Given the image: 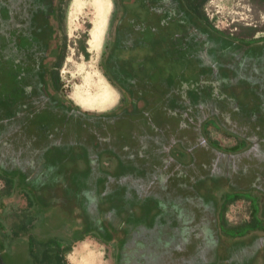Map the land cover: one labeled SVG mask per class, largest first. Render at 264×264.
Instances as JSON below:
<instances>
[{
  "label": "rangeland",
  "instance_id": "1",
  "mask_svg": "<svg viewBox=\"0 0 264 264\" xmlns=\"http://www.w3.org/2000/svg\"><path fill=\"white\" fill-rule=\"evenodd\" d=\"M123 1L125 5H129V7L127 6L128 18L130 17L133 21L140 22H144L141 20H145V24L150 25L152 29H148L146 35H167L170 41L172 40L173 42H177V45H180V42L175 39V31H172V28H164L157 23L159 19L165 18L164 14L161 16L151 14V17L155 19L154 23L146 21L148 12L152 9V6L161 3L162 0ZM41 2L42 0H0V8L5 7L10 12V19L7 21L0 20V53L7 52V55H4V58L2 57L3 62L6 63L5 65L12 66L14 64L11 58L14 59L15 57L10 53L11 51L8 48L12 44V41L17 36L27 33V31L35 27L37 28L40 24L39 19L45 13L40 9ZM203 3L202 11L205 14V18L208 19L216 31L223 32L225 36L243 38L241 32L244 29L254 28L256 30L253 35L254 38H252L253 36L248 39L245 38L246 41L255 40L257 42L253 43L255 44L252 45L254 52L250 54L255 53L256 60L253 62L249 60V62L247 61L244 64L240 63L238 65L237 61H242L245 58L244 52H240L237 49H227L225 59L227 65L233 68L228 76L231 78L232 83L236 82V85H233V87L238 85L239 88L232 89L230 93L224 91L226 94L223 96L222 90L210 89L214 87L212 83H202L197 70L199 67L197 61L194 59L185 61L188 60L183 59L186 57V54L180 49L178 51L175 49L172 52L173 55L169 54V59L153 58V62L159 64L157 71L162 73L164 71L167 72L166 77H170L169 79H171L173 86L176 85L178 88L173 93H169V95L176 97L178 104L181 105L182 110L178 109V111L182 112L185 108L189 110L188 114L193 121L192 126L194 129L191 132V139L187 145L189 146L192 142L195 144L194 148H198L201 145V142L199 143L200 133L197 126L199 123L201 125L206 123V121H210V123L204 125L202 139H204L207 146H214L221 150L229 151L236 147L240 137L260 138L261 141H253L249 145L250 149L248 153L220 155L212 149L200 147V151L195 154L196 158L194 161L187 166L169 163L170 165H163L160 168L161 170L156 171L148 164H144L145 168H141L139 163L140 167L137 169L159 178L163 177L164 172L165 174L171 171L175 172L177 169L183 167L182 169L191 175V185L184 184L185 182H176L177 185L179 184L178 186L170 187L168 185L169 188L167 190L177 202L192 192V187L195 183L201 182L206 178L224 181L226 179L232 180L234 185L244 190L241 191V195L245 200H249L246 197L252 195V191L246 189L255 188L253 192L257 196L252 197L254 203L251 205L247 201L240 200L229 204L225 211V218L233 226L244 224L251 218L258 227L239 236L235 235L231 237L228 232H225L224 237H227L228 240L222 241V249H220L219 245L216 246L214 251L215 259H213L212 255L214 246L217 243L215 237L212 240L208 239L207 242L204 241L205 243L202 241L196 248L197 250L194 255H185L181 259L179 257L175 259L176 256H171L170 250L179 244V236L176 235L177 237H173L170 246L165 248H158L154 244L155 238L148 242L144 239V248L136 247L134 242H131L126 251V258L128 260L125 258V263L123 264H142L139 261L142 257L146 258L150 254L154 257L160 252L169 254L170 264H264V47L259 48L261 47V40L264 38V4H259L256 0H208ZM139 10H143L144 13L138 16L137 12ZM36 15L38 16L36 17ZM117 15L116 0L60 1L56 19L59 30L58 36L63 46L62 60L58 67L60 77L59 91L66 101L88 115L109 116L120 111L123 105L122 94L108 81L101 65L105 48L109 42L112 24ZM32 20L36 22H32ZM152 30L154 34L149 32ZM178 31L180 34L182 33V31ZM94 36H96V39H94ZM82 42L85 44L86 55H83L79 51ZM91 44H96L95 50L91 49ZM219 44L215 43L216 46L212 50L213 52L218 53L220 50ZM140 50L142 49L139 48L136 54ZM191 56L195 57L194 54H191ZM33 61L36 60L31 61V67L33 66ZM213 61L217 63V59H213ZM211 74L216 75V72L209 73L210 76H212ZM143 80L138 78L134 95L138 97L140 92L144 94L143 89L148 87L149 93L145 92L146 94L148 93V96L144 95L147 96L146 98L150 104V108L147 109L149 117L153 118L154 116L157 119L156 121H159L160 118L163 120V114H161V117L155 114L159 112L162 106L157 93L160 92L161 96H167L168 91L161 85V82L147 81L141 84ZM183 82L185 83L183 84ZM179 84L194 86L193 90L195 92L191 98L192 102H189L187 105L181 102V98H184L187 88L183 89V94L179 93ZM94 86L96 88L100 87L102 91L99 92L98 89L97 91L96 89L91 90ZM1 89L2 87L0 86V99H2L1 95H3ZM107 90L113 94L111 104L107 108H101L97 103L93 104L89 101L94 98L95 94L101 95ZM249 94L253 96H248ZM217 95H220V98H216ZM227 95L228 98L225 97ZM227 99L230 102H238L240 104L236 112L233 110L234 115L229 112L231 106L227 105L219 109V106L216 105L215 100H218V104L222 105V103L227 102ZM28 100L26 102L29 103L30 101ZM33 100L36 104L40 103L39 97ZM0 105H2L1 101ZM255 105L260 106V108H256L257 106ZM253 109L259 110L257 112L253 111ZM19 112L18 121L0 125V172L3 173V170L7 169L6 171L9 170L10 178L15 179L7 184L5 174L0 175V201L3 198V200L7 201V203H1L0 205V209L2 206L5 207L2 211L3 214H0V216L4 217L0 218V225L3 223L2 230L4 229V231L2 232V238L5 241L7 239L8 243H11L10 238L12 239L10 232L6 228L7 222L9 223L8 219L10 218V221L14 222L20 214L29 213L28 222L30 223L34 219L33 215L36 211L35 218H42L40 221L35 222L33 227H37V230L41 229L40 234L42 235L45 232L52 236L57 235L63 224L71 223V220L67 219V216L61 215V210L65 206H70L72 217L74 215L73 212H80L83 208L92 210L95 200L103 192L105 193V197L109 198L110 204L114 207L113 210L118 209L121 203L129 202V200L135 201L140 197V193L142 195L148 194V192L138 191L137 181L133 180L136 172H134L135 174L130 173L125 176V180H121L118 185L113 183L112 180L105 182L104 180L97 181L96 177H93V175L95 176L94 173L97 174V166L100 164L104 167L109 166L108 161H102V163L97 164V159L96 161L94 159L95 154L93 150L97 147L99 148L102 142H105L101 131L104 130L108 133V129L110 133L114 134V118H111L109 123L99 121L95 124L72 117L70 119H60V123L54 124L49 122L52 119H49V121L42 120L39 115L38 118L37 115H33L26 122L30 116L29 112L24 108H21ZM157 116L158 118H156ZM143 119L145 118H141L139 115L134 117V120L139 125H143ZM230 119H235L236 122L234 123ZM182 121L177 116L173 121L176 132L173 129L171 130L172 134L165 132V136L168 135L171 138V142L179 140L180 128L177 127V124H182ZM44 122L50 129L48 131H53L54 135L59 134L60 131H63V133L71 132L69 134L76 136V138L79 136L77 139L82 142L83 146H86H76L71 149L67 147L65 153L58 161L54 160L51 154H39V143L47 135L44 134L42 129L38 128L36 133L39 134L38 137L40 139L37 136L34 138L35 133L31 134L32 132L30 133L28 127L31 123L33 125L38 124L37 127H40L42 126L41 123L44 124ZM116 126H119L122 131L127 126L128 129L139 132L136 125L125 124L124 119H120ZM94 128L96 131H92ZM125 132L131 135L129 130L126 129ZM125 132L124 134L116 133L117 135L121 134L119 140L124 139L125 141L129 137ZM137 140L142 142L141 138ZM131 144L132 142H128V145ZM149 146L152 151L146 146L145 149L146 152L150 153L151 159H155L153 160L155 164L152 166L159 168L157 166L159 159H157L154 153V143H151ZM15 148H19L24 154V159L21 163L11 159L17 153V149ZM90 155L93 157L91 161ZM28 160L31 163L30 167L26 165V161ZM148 166L150 168H147ZM19 167L23 170L22 172L26 175L28 181L19 178L16 174H11V170H16ZM162 179L166 188L165 181L168 180ZM120 185H124L123 191L119 187ZM75 195L78 197L76 201H79L83 208L74 205V201L72 200ZM32 198L35 200L37 206L33 209L30 208ZM206 202L207 200H203L199 203L203 204ZM171 234L172 232L165 234L164 238L170 241ZM227 234L230 236H227ZM82 248L85 249L83 256L96 259L97 264H112V256L114 254L112 247L102 245L92 238H86L82 242L73 244L70 248L71 250L66 254L64 264H78L79 262L75 263L78 260L77 252ZM20 250H22L21 247ZM17 261H14L15 264H19L20 261L26 264V262L19 258H17ZM148 262L145 264H152L154 261L151 262L149 260Z\"/></svg>",
  "mask_w": 264,
  "mask_h": 264
},
{
  "label": "flooded vegetation",
  "instance_id": "2",
  "mask_svg": "<svg viewBox=\"0 0 264 264\" xmlns=\"http://www.w3.org/2000/svg\"><path fill=\"white\" fill-rule=\"evenodd\" d=\"M60 1L48 0L45 2L43 0L40 4V9L42 12H45L41 17L49 9L54 12V15L49 20H44L40 17V24L43 23L50 27V35L39 30V34L42 32L40 36L47 39L45 42H48L41 44L37 51H32L33 53H30L32 55L30 61L26 62L28 66L21 69V73L24 75L20 81L27 88V92L22 94L21 97L25 98V101L23 100L24 109L29 112L30 118L33 115H37L38 118L39 115L42 120L49 121V119H52L49 122L53 123H60V119L63 118L70 119L76 117L83 119V121H90L97 124L99 121L109 123V120L114 118V134L112 132L110 133L107 129L108 137L104 139L105 142H102L99 148L97 147L93 150L95 161L97 159L96 163L100 164L102 161H108L109 166L104 167L101 164L97 166V174L94 173L95 176L93 175V177H96L95 179L97 181L104 180L105 182L112 180L113 183L118 185L121 180H125V176L136 172L133 180L137 181L138 191L148 192V194L145 193L146 195H142L140 193V197L135 201L129 200V202L121 203L116 210H113L114 207L110 204L109 198L105 197L104 192L95 200L92 210L83 208L81 203L76 201L78 197L75 195L72 200L74 201V205H78L83 210L73 212L74 215L71 217L72 211L69 208L70 206H65L61 210V215L67 216V219L71 220V223L63 224L57 235L52 236L45 232L42 235L40 234L41 229L37 230V227H33L34 223L40 221L42 218H35L36 211L33 215L34 219L30 223L28 222L29 213L20 214L14 222H11L9 218V223L7 222L8 226L6 225V228L12 237V239L10 238L12 245L8 243L9 241L7 239L5 241L2 238V232L4 231V229L2 230V223L0 225V264H15L14 261H17V258L23 260L26 264H64L66 254L71 250L70 248L73 244L82 242L86 238H92L102 245L111 246L114 251L112 264H123L127 257L126 251L131 242H134L136 247L144 248V239L148 242L155 238L154 244L158 248H165L170 246L173 237L176 235L179 236V244L170 250L171 256H176L175 259H178V257L181 259L185 255H194L197 250L196 248L202 241L207 242L208 239L212 240L214 237L217 239L212 253L213 259H215L214 251L216 246L219 245L220 249H222V241L225 239L228 240L227 237H224L226 232L224 224L227 222L225 211L228 205L232 203L226 204V201L233 195L241 194V191L244 190L234 185L232 180L229 179L224 181L206 178L198 182L200 184L195 183L192 187V192L177 202L167 192L169 188L168 181H165L166 188L164 187L162 179L164 177H154L143 170L137 169L140 166L141 168H145L144 164L152 167L153 160H155L151 159L150 153L146 152L145 146L150 149L149 145L154 143V153L157 159H159L157 162L161 167L169 163H178L181 166H187L194 161L196 158L195 154L200 151V147L203 149H212L220 155H233L248 153L250 149L249 145L253 141L261 140L260 138L254 139V137H240L236 147L229 151H224L214 146H207L204 139H202L204 125L210 123V121H206V123L202 125L199 123L197 126L201 136H199V143L201 142V145L198 148H194L195 144L192 142L188 146L187 143L191 139V132L194 129L192 126L193 121L188 114L189 110L183 108L184 111L179 112L178 109L182 110L181 105L178 104L176 97L169 95V93H173L175 89H178L176 85L173 86L171 79L163 80L162 77V79L157 80L168 91V95L161 96L160 92L157 93L158 99L161 100L160 103L162 102V110L160 109L155 114L160 117L163 114L164 119L162 120L160 118L159 121H156L157 119L154 116L150 118L147 112V109L150 108L149 101L146 98L149 93V88L146 87L143 89L144 94L147 96L140 92L139 96L136 97L134 91L136 90L138 81L133 82L132 78L129 80L127 78L124 79L123 75L131 70V66L125 63L126 60H122L123 62H121L119 58L126 51L133 56L136 54V50L140 48L142 51L147 52L149 56L152 55L155 59H169V54L173 55L172 52L175 49L176 51L180 49L186 54V57L183 59L188 60L185 61L193 59L197 61L199 66L197 70L201 75L202 83H212L214 87L210 89L222 90L224 96L226 94L224 91L230 93L232 89L239 88L238 85L233 87V85H236V82L232 83L231 78L228 76L233 68L227 65L225 59L227 51L237 49L240 52H244L245 58L242 61L238 60V65L240 63L244 64L247 61L249 62V60L253 62L256 60L255 53L250 54L254 52L252 45L255 44L253 43L257 42L255 40L246 41L245 37L230 38L225 36L223 32L216 31L208 19L202 14L203 0H162L161 3L152 6V9L148 12V17L146 16V21L148 20V22L154 23L155 19L151 17V14L160 16L164 14L165 18L159 19L157 23L164 28H172V31H175V39L180 42V45H177V42L170 41L167 35L157 36L153 30L149 32L154 35H146L147 30L152 29L150 25H146L145 20H141L144 22H140L133 21L130 17L128 18L127 6L129 7V5H125L123 0H116L118 15L113 21L109 42L105 48L101 65L108 81L122 94L123 105L116 114L109 116L88 115L79 111L71 103L66 101L59 91L60 77L58 67L62 60L63 46L58 36L59 30L56 19ZM262 1L264 3V0ZM143 13V10H139L137 15L139 16ZM123 14L124 17L122 18ZM178 30L182 31V33L180 34ZM215 43H220L218 53L212 51L216 46ZM263 47L264 38L261 40V47L259 48ZM191 54H194L195 57L193 58ZM212 58L217 59V63ZM32 60L36 61H33V66L31 67ZM34 64H36V67ZM214 71L216 75L211 74L212 76H210L209 73ZM155 72L161 75V72L157 71V68ZM183 84H179V93L181 92L183 94V89L185 87L187 88L184 98H181V102L187 105L189 102H192L191 98L195 91L192 86ZM145 92L148 93L146 94ZM250 95L252 96V94L248 96ZM219 96L217 95L216 98H220ZM38 97L40 98V103L36 104L33 99H38ZM225 97L228 98V95ZM27 99L31 103L26 102ZM215 102L219 106V109H222L223 106H231L229 112L233 115L238 110L237 107L240 106L238 102H230L228 99L226 103L220 102L222 105L218 104V100H215ZM21 106L23 107V105ZM232 114L231 116H233ZM138 115L141 118H145L143 119V125H139L134 120V117ZM177 116L181 118V121L183 119L182 124H177V127L180 128V137L178 138L179 140L171 142V138L168 135L165 136V132L172 134L171 130H174L173 121ZM120 119H124L125 124L136 125L139 132L128 129L127 126L122 131L119 126H116ZM230 120L234 123L236 122L235 119ZM126 129L130 131L131 135L125 132ZM124 132L129 137L125 141L124 139L119 140V137ZM174 132L176 131L174 130ZM69 133L71 132L63 133V131H60L59 134L54 135L53 131H51V135L49 136L51 139L47 141V145L43 141L39 143V154L48 153L54 156L56 160H60L67 147L71 149L76 146H86H83L82 142L77 139L79 136L76 138V136ZM116 133L121 134L117 135ZM138 138H141L143 143L138 141ZM128 142H132V144L128 145ZM15 149H17V153L11 159L21 163L24 159V154L19 148ZM92 158L90 155V161ZM26 165H31L29 160L26 161ZM149 166L147 168H150ZM18 170L23 171L19 167L13 170L14 172L11 170V174L19 176ZM186 173L184 172L185 177L191 180V176ZM5 177L10 176L5 175ZM24 180L28 181L26 176ZM119 187L123 191L124 185H120ZM246 190L252 191V195L246 197L249 200L241 197L237 201H247L252 205L254 203L252 197L257 196L253 192L255 188H248ZM3 199L0 201V205L1 203H7ZM203 200H207V202L203 204L199 203ZM34 207L37 206L35 200L32 198L30 208L33 209ZM4 208L2 206L0 209L1 215L3 214L2 211ZM0 218L4 217L0 216ZM169 232H172L170 241L164 238V235ZM20 247L22 250H20ZM149 260L151 262L154 261L152 264H166L168 262L170 264L169 254L161 252L154 257L152 254L146 258L142 257L139 261L145 264L149 263ZM19 264H23L22 261Z\"/></svg>",
  "mask_w": 264,
  "mask_h": 264
},
{
  "label": "trees",
  "instance_id": "3",
  "mask_svg": "<svg viewBox=\"0 0 264 264\" xmlns=\"http://www.w3.org/2000/svg\"><path fill=\"white\" fill-rule=\"evenodd\" d=\"M44 1L47 2L48 0H44ZM207 1L208 0H203V2H207ZM256 1L259 4H264L262 0H256ZM202 14L205 16L203 11H202ZM53 15H54V12L51 9H49L47 10V13L44 14L41 18L44 20H49L50 18L52 19ZM37 16L38 15H36V17ZM123 17H124V14L122 15V18ZM8 19H10L9 10L5 7L0 8V20L7 21ZM32 22H36V21L32 20ZM49 28L50 27L48 25H44L43 23H41L38 25L37 28L35 27L34 29L27 31V33L17 36V38L14 41H12V44L8 46L9 50L11 51L10 53H12L15 57L14 59L11 58V61L14 63L12 66H7L5 65L6 63L3 62L4 55H7V52L0 53V79H1L0 86L2 87L1 92L3 93V95H1L2 99H0V101L2 102V105H0V112H1L0 125L11 124L14 121L15 122L18 121L17 117L20 114L19 111L21 110V108H24L23 102L25 101V98H21V97H22V94L27 92L26 86L22 84L20 81L21 77L24 75L23 73H21V69H24L23 67L28 66L26 62L30 61L31 59L32 55L30 53L32 51L34 52L35 50L37 51L41 44L43 43L46 44L48 42V41L45 42L47 39H44L43 37H41L40 34H42V32L44 31L45 34L50 35ZM39 30H42L40 34H39ZM255 31L256 30L254 28H246L241 32V34L245 38L246 37L250 38L255 34ZM79 51L83 55L87 54L86 49H85V44L83 42L80 44ZM119 60L121 62L126 60L125 63H128L131 66V70L127 71L128 73L126 72L123 75L124 79L127 78L129 80L132 78V81L136 82L138 81V78H139L140 80L144 79L141 82H147V81L157 82V80L162 79V77L163 78L165 77L163 80L170 78V77L168 78L166 77L168 73L165 71L163 73L162 72L160 73L162 74L161 76L159 74H156L155 69L159 68L158 67L159 64H157V62L155 63L153 62L152 55L149 56L147 52H144L142 50H140L139 53L134 54L133 56L131 55V53L128 54V51H126L125 53L121 54ZM21 105H23V107ZM255 106H257L256 108H260V106L258 105H255ZM258 110L259 109H253V111H257V112ZM30 119L31 118L29 116L26 122H28ZM41 124L42 126L37 127L38 124L33 125L31 123V125L28 128L30 129V133L31 132L32 134L35 133L33 137L35 138L37 136L38 139L40 138L38 137L39 134H37L36 131H38V128L42 129L44 131V134L47 135V137L44 136L45 138H43L44 144L47 145V141L51 139L50 137L48 138V136L51 135L50 134L51 131H48L49 128L45 122L44 124L43 123ZM64 128H65V125H64ZM53 159L55 160L56 158L53 156ZM6 170L7 169H4L3 173L5 175H9V170L8 171ZM18 174H19L18 177H20L21 179H24L26 176L23 172L19 170H18ZM12 180L13 179L10 177H5V181L7 184L8 182ZM241 197H242L241 194L233 195L231 198H229L226 201V204L234 203L235 201L239 200ZM224 227H225V231L228 232V234H230L232 237L235 235L239 236L241 234H245L251 230H255L258 227V225L254 223L253 219H251L248 223H244L242 225H236V226L230 225L228 222H225ZM228 234L227 236H230Z\"/></svg>",
  "mask_w": 264,
  "mask_h": 264
},
{
  "label": "bare ground",
  "instance_id": "4",
  "mask_svg": "<svg viewBox=\"0 0 264 264\" xmlns=\"http://www.w3.org/2000/svg\"><path fill=\"white\" fill-rule=\"evenodd\" d=\"M94 39H96V36H94ZM91 49L95 50L96 49V44H91L90 45ZM93 89H98V91H102V89H100V87H97L94 86L93 88H91V90ZM113 94H111V92L109 90L107 91H104L101 95H97L95 94L94 98L93 99H90L89 101L92 102L93 104L97 103L98 106H100L101 108H107L110 104H111V101H112V96ZM84 251L85 249L82 248L80 249L77 253V258L78 260L75 261V263H78V264H97L96 263V259H93L91 257H84L83 254H84Z\"/></svg>",
  "mask_w": 264,
  "mask_h": 264
},
{
  "label": "water",
  "instance_id": "5",
  "mask_svg": "<svg viewBox=\"0 0 264 264\" xmlns=\"http://www.w3.org/2000/svg\"><path fill=\"white\" fill-rule=\"evenodd\" d=\"M92 131H96L95 128H94ZM97 133H98V132H97ZM101 134H102V138H103V139H106V137H108V133H106L104 130L101 131ZM153 164H155V162H154ZM153 164H152V165H153ZM168 165H170V164H168ZM157 166H158L159 168H157V167H155V166H152V169L154 168L156 171L161 170V169H160V168H161L160 164H157ZM172 172H173V171L168 172V173H166V174H165V172H164V175H163V177H164L165 179L168 180V183H169V186H170V187H174L175 185H177L176 182H181V183L185 182L184 184H190V185H191L192 181L189 180V179H188L187 177H185V175H184V172H186V170L180 168V169H177L175 172H173V173H172ZM190 176H191V175H190ZM184 184H183V185H184ZM178 185H179V184H178ZM178 185H177V186H178ZM177 186H176V187H177Z\"/></svg>",
  "mask_w": 264,
  "mask_h": 264
}]
</instances>
